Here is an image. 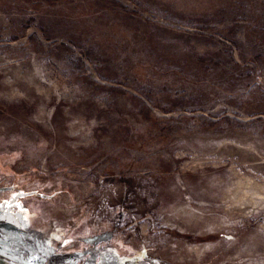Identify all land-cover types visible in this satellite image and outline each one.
<instances>
[{
    "label": "rangeland",
    "instance_id": "obj_1",
    "mask_svg": "<svg viewBox=\"0 0 264 264\" xmlns=\"http://www.w3.org/2000/svg\"><path fill=\"white\" fill-rule=\"evenodd\" d=\"M0 264H264V0H0Z\"/></svg>",
    "mask_w": 264,
    "mask_h": 264
}]
</instances>
